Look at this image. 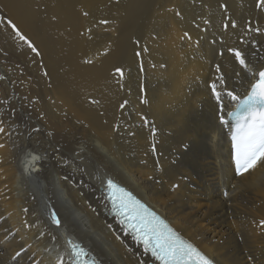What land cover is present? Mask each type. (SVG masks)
I'll return each mask as SVG.
<instances>
[{"label": "bare ground", "instance_id": "bare-ground-1", "mask_svg": "<svg viewBox=\"0 0 264 264\" xmlns=\"http://www.w3.org/2000/svg\"><path fill=\"white\" fill-rule=\"evenodd\" d=\"M0 17L41 53L0 22V264H68V238L101 264H159L108 179L216 264H264V164L236 176L227 123L264 71L261 0H0Z\"/></svg>", "mask_w": 264, "mask_h": 264}, {"label": "snow or ice", "instance_id": "snow-or-ice-1", "mask_svg": "<svg viewBox=\"0 0 264 264\" xmlns=\"http://www.w3.org/2000/svg\"><path fill=\"white\" fill-rule=\"evenodd\" d=\"M261 4H264V0H261ZM84 15L87 16L88 13L85 12ZM0 22L10 27L20 40L24 41L37 56L41 55L33 43L22 34L16 23L4 17H0ZM100 23L107 25L108 21L101 20ZM232 26L235 27V25ZM184 35L188 36V33L186 32ZM135 43L139 45L140 42L136 40ZM144 51H147V49L145 48ZM230 51L234 53L240 65L245 67V60L242 58L241 52L236 49H230ZM104 54L106 55L107 53L105 52ZM139 54L137 53V55ZM85 63H92V61L86 60ZM115 72L119 73L121 78L124 75L121 68H116ZM258 77L256 82L251 85V91L248 93L247 98L240 103L239 111L237 113H228L229 117H233L237 121V131L232 137L237 175L249 173L251 170H255L258 165L264 164V71H260ZM212 92L219 101L220 93L217 92L215 84L212 85ZM227 95L233 101L239 99L232 92H228ZM93 103H97V101H93ZM126 103L127 101L120 105L121 109L125 107ZM141 103H147V101L141 99ZM141 119L144 121L145 126L150 124L145 117L142 116ZM221 122L226 123L227 121L221 118ZM151 131L155 135L156 129L154 126L151 128ZM4 132L5 129L0 127V134ZM4 147L5 145L0 144V148ZM153 151H155V148H153ZM107 186L109 189L117 188V185L112 180L107 181ZM120 191H123V189H120ZM125 195L128 196L129 201L133 202L144 213L152 217L151 221H148L144 227H138L136 225H133V227H137L139 232L137 238L142 241L145 252L151 251L152 256L160 261V264H213L207 256L200 252L193 244L182 239L178 233L173 231L163 221H160L159 217H156L154 213H148V210L139 201H135L130 194L126 193ZM118 215H123L130 221L136 218V215L128 210V205L124 201L120 203ZM50 219L57 229L61 228L62 220L57 211L52 210L50 212ZM141 222L143 223V220ZM261 225L264 226V221H261ZM67 244L69 249L68 264H98V261H90L88 259L89 253L80 244L75 243L71 239L67 240ZM25 251L26 249L21 247L19 251L15 252L12 259L18 260ZM57 264H65L63 256L59 257Z\"/></svg>", "mask_w": 264, "mask_h": 264}, {"label": "flooded vegetation", "instance_id": "flooded-vegetation-1", "mask_svg": "<svg viewBox=\"0 0 264 264\" xmlns=\"http://www.w3.org/2000/svg\"><path fill=\"white\" fill-rule=\"evenodd\" d=\"M229 123V122H228ZM230 124V123H229Z\"/></svg>", "mask_w": 264, "mask_h": 264}, {"label": "rangeland", "instance_id": "rangeland-1", "mask_svg": "<svg viewBox=\"0 0 264 264\" xmlns=\"http://www.w3.org/2000/svg\"><path fill=\"white\" fill-rule=\"evenodd\" d=\"M226 120V119H225Z\"/></svg>", "mask_w": 264, "mask_h": 264}]
</instances>
